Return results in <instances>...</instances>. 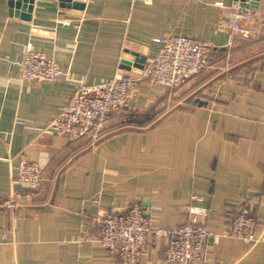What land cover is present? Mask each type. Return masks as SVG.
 Here are the masks:
<instances>
[{"label": "crops", "instance_id": "crops-1", "mask_svg": "<svg viewBox=\"0 0 264 264\" xmlns=\"http://www.w3.org/2000/svg\"><path fill=\"white\" fill-rule=\"evenodd\" d=\"M218 2L229 9L238 0H78L80 8L35 0L30 20L0 0V264H122L100 242V217L135 203L167 229L190 206L206 209L204 264H264V23L245 24L250 38L232 36ZM250 8L264 17V0ZM170 35L211 50L208 67L182 88L151 83L145 63L123 67L125 55L154 57ZM29 46L65 78L22 81L12 63ZM83 76L89 86L141 81L121 114L71 141L48 128ZM21 158L43 168L39 189L14 192ZM26 191L29 203L8 207ZM249 195L256 242L229 233ZM164 250L150 236L139 264H168Z\"/></svg>", "mask_w": 264, "mask_h": 264}, {"label": "built area", "instance_id": "built-area-1", "mask_svg": "<svg viewBox=\"0 0 264 264\" xmlns=\"http://www.w3.org/2000/svg\"><path fill=\"white\" fill-rule=\"evenodd\" d=\"M252 0H238L236 6L226 9L222 2L216 5L226 15V26L231 35L250 38L252 30L246 23L254 24L260 17L251 9ZM160 50L146 59L144 77L163 90H177L200 74L209 65L208 44L189 36L160 38ZM24 82L62 80L65 73L59 63L29 46L12 63ZM86 76L78 81V89L69 104L49 126L50 133L65 134L71 141L80 140L100 128L114 115L121 114L138 91L141 79L119 76L112 81L87 85ZM43 168L37 163L21 158L12 180L15 187L34 191L42 186ZM29 191L16 194L8 207L17 208L31 200ZM253 196H247L231 217L229 233L247 242H256V220L252 213ZM159 210V207H151ZM206 209L190 206L186 221L174 228L153 227L146 210L132 204L126 213H105L100 217L101 244L122 264H139L142 251L150 236L164 240V256L168 264H204L205 251L211 232L206 225Z\"/></svg>", "mask_w": 264, "mask_h": 264}, {"label": "water", "instance_id": "water-1", "mask_svg": "<svg viewBox=\"0 0 264 264\" xmlns=\"http://www.w3.org/2000/svg\"><path fill=\"white\" fill-rule=\"evenodd\" d=\"M61 2V5L67 6L68 8H80L82 7L80 4H78V0H59ZM258 0H252L251 4L254 5ZM35 0H10V6L13 9V13L17 16L21 15L22 19L25 20H30L31 18V13L33 10V5H34ZM20 10L23 11L22 14H20ZM264 23V21L262 22ZM145 58H134L132 60L131 56L125 55L124 60L122 61V65L124 68H139L143 69V63H145ZM133 61H135L133 64Z\"/></svg>", "mask_w": 264, "mask_h": 264}]
</instances>
